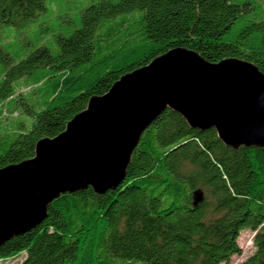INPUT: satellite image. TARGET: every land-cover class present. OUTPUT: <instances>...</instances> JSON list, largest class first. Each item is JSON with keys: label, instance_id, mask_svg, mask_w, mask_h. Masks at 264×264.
Instances as JSON below:
<instances>
[{"label": "trees", "instance_id": "obj_1", "mask_svg": "<svg viewBox=\"0 0 264 264\" xmlns=\"http://www.w3.org/2000/svg\"><path fill=\"white\" fill-rule=\"evenodd\" d=\"M71 2L0 0V169L33 158L89 99L169 50L264 74V0ZM197 189L205 200L193 207ZM242 231L254 252L240 264H264V149L234 151L166 110L116 188L60 195L38 226L0 246V263L229 264Z\"/></svg>", "mask_w": 264, "mask_h": 264}, {"label": "water", "instance_id": "obj_2", "mask_svg": "<svg viewBox=\"0 0 264 264\" xmlns=\"http://www.w3.org/2000/svg\"><path fill=\"white\" fill-rule=\"evenodd\" d=\"M166 110L191 129H214L234 151L264 149V74L246 61L210 63L169 50L89 99L63 132L36 143L33 158L0 169V246L38 226L60 195L116 188L141 136ZM204 200L203 190L192 192L193 207Z\"/></svg>", "mask_w": 264, "mask_h": 264}, {"label": "rangeland", "instance_id": "obj_3", "mask_svg": "<svg viewBox=\"0 0 264 264\" xmlns=\"http://www.w3.org/2000/svg\"><path fill=\"white\" fill-rule=\"evenodd\" d=\"M78 0H72V5H75ZM92 0H82L83 5H85V8L90 4ZM74 3V4H73ZM17 31H14V33ZM7 35V33H2L0 31V43L3 41L4 37ZM9 118H6L5 122L8 121ZM252 238L253 233L251 231H242L238 238V244L241 248L242 254L240 256H233L230 259L229 264H240L242 261H244L248 256H250L254 252V248L252 245ZM25 255H22L19 260H7L4 262H1L0 264H20L21 261H23Z\"/></svg>", "mask_w": 264, "mask_h": 264}]
</instances>
